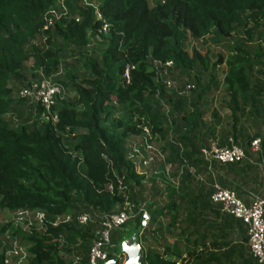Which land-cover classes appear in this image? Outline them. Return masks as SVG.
<instances>
[{
  "label": "trees",
  "instance_id": "trees-1",
  "mask_svg": "<svg viewBox=\"0 0 264 264\" xmlns=\"http://www.w3.org/2000/svg\"><path fill=\"white\" fill-rule=\"evenodd\" d=\"M86 1L107 25L105 36L97 33L101 22L95 20L94 10L80 0H65L64 16L58 0H0V213L38 212L44 226L39 232H26L13 229L9 221L0 223V264H4L2 235L7 230L25 246L27 264H87L98 217L118 211L125 202L134 212L147 195L148 221L139 236L141 244H148L145 264H225L231 255L228 239L237 221L212 208L210 190L185 168L175 189L159 191L152 181L145 185V176L137 174L128 159L129 142L147 130L149 142L169 154L164 163L174 165L176 175L183 160L196 171L193 166L199 159L186 152L185 138L174 139L182 146L181 153L167 138L171 128L179 132L175 122L193 115L177 117L170 104L201 91L202 80L212 78L213 83L214 69L221 66L223 56L211 62L209 45L230 47L222 82L231 104L245 105L247 97L252 102L253 95L264 94V77L255 79L250 74L259 60L264 68V55L253 54L247 45L264 40V0H161L154 6L147 0ZM52 9L60 16L45 27L44 16ZM75 17L79 22H74ZM179 29L187 38L178 37ZM66 47L83 56L84 68L57 81L73 95L52 110L56 122L42 123L38 110L32 126L9 127L3 117L15 110L12 89L28 83L25 62L32 61L33 79L40 78L39 71L47 77L67 66L60 62ZM152 61H171L169 77L186 80L194 89L176 97L155 84ZM126 67L127 80L123 78ZM253 111L264 127V108L257 103ZM120 112L124 115L118 116ZM260 149L263 155L264 141ZM201 189L207 190L202 201L189 198L193 190ZM158 198L163 203L155 208ZM206 208L218 224H206L209 215L202 213ZM82 212L97 216L80 225L76 216ZM179 227L181 246L178 241L168 246L159 239L162 228ZM199 233V238L185 243ZM152 235L158 238L153 240ZM112 259L110 255L107 262Z\"/></svg>",
  "mask_w": 264,
  "mask_h": 264
},
{
  "label": "built area",
  "instance_id": "built-area-1",
  "mask_svg": "<svg viewBox=\"0 0 264 264\" xmlns=\"http://www.w3.org/2000/svg\"><path fill=\"white\" fill-rule=\"evenodd\" d=\"M64 1L58 0V5L63 9L62 16L66 14ZM80 3L82 6L91 7L94 10L95 20L101 22L97 33L105 36L107 34V25L103 22L97 8L86 0H80ZM59 16L55 9L49 10L44 16L45 27L51 26ZM74 22H79V18L75 17ZM87 47L89 48L90 45ZM151 65L154 69L155 84L162 86L168 92H172L176 97L186 96L194 89V85L191 83L178 82L169 77L168 71L172 67L171 61H166L165 63L152 61ZM127 70L128 67L124 71L123 78L125 80H127ZM38 73L40 78L29 80L25 86L17 91L16 96L17 99L27 103L34 112L40 110L39 119L42 123L49 122L54 124L57 119L52 110L56 107L57 103L64 101L65 90L58 82L53 80L56 74H50L45 77L40 71ZM157 95L158 92L155 97ZM163 109L166 113L167 110L164 105ZM3 118L11 127L16 128L18 126L17 121L11 117L10 113L4 115ZM173 135L171 128L168 131V142L177 146L179 153H181L183 148L179 143L175 142ZM149 139V133L147 130H143L141 136L137 139L138 142L130 143L129 146L128 159L133 163L135 172L140 175H143L141 173L143 170H150L151 174H155L156 169L154 170V168L158 163H160L159 165L165 164V155L161 153L160 148L150 143ZM248 149L252 153L260 152V139H252L249 142ZM200 154L204 160L214 161L221 165L239 164L245 159L243 149L234 142L232 137H227L223 146H218L215 142H211L208 148L200 150ZM135 159L137 160L136 164ZM183 168L198 182L203 181L202 177L192 167L185 164V160H183V165L178 168V176L181 174ZM262 171L264 174V161L262 162ZM209 202L211 205L218 207L221 214L229 216L244 226L246 245L250 257L256 264H264V201L260 198H254L248 205H244L231 191L220 187L216 183H212L210 185ZM132 215L133 208L128 202H125L118 211L98 217L99 229L88 249L87 264L107 262L112 245L110 233L125 227ZM12 216L14 217L10 218L9 222L13 229L20 228L26 232H39L43 230V215L41 213L18 211L12 214ZM96 216L94 212H82L76 216V222L80 225H86ZM140 216L141 222L144 223L141 226L140 222V226L144 228L148 217L145 212H141ZM64 220L66 221L67 217ZM18 239L10 230L5 231L2 235L4 264H9L11 261L15 264L27 261L26 248L19 243Z\"/></svg>",
  "mask_w": 264,
  "mask_h": 264
},
{
  "label": "crops",
  "instance_id": "crops-1",
  "mask_svg": "<svg viewBox=\"0 0 264 264\" xmlns=\"http://www.w3.org/2000/svg\"><path fill=\"white\" fill-rule=\"evenodd\" d=\"M247 45L252 49V52H254L253 54L256 55L259 51L260 55H264V40L262 38L254 39L253 41L248 42ZM216 48L220 50L219 55L223 56V62L220 66V68H222L220 75L217 70H214L213 83L210 82V79L212 80V78L202 80L200 84L202 88L201 91L194 95L189 94L178 104H174V101L170 104L173 107V113L175 115L178 114L177 117H180L184 113H190L193 115L189 120H184L181 123L175 122V127L179 132L176 133L174 131L173 137L174 139L181 136L184 137L186 152L191 153L194 158L199 159V161L195 162L193 166L203 179V182H198L199 184H204V186L210 190V185L216 183L220 187L231 191L244 205H248L254 198H260L264 201V174L262 171L264 154H261V149L258 153H252L247 146V142L251 138L260 139V143L264 141V127L253 111V107L256 106L257 103L260 107L264 108V94L261 93L258 96L253 95L252 102L249 100V97H247L245 105L237 103L235 106L231 104L226 96L225 87L222 82L226 70L224 59L229 55L230 47L222 48L216 46ZM259 62L261 63L260 60L254 63L255 65L250 72L251 76L255 79H261L264 77V68L259 65ZM182 82H186V80ZM205 87H209L207 91H204ZM227 137H233L236 144L241 147L243 151L246 150L247 154H245V159L241 163L232 167H224L221 166V164L219 165L218 163H213V161H206L203 159L200 154L201 149L208 148L211 142H215L217 145L222 144ZM133 140L134 139L129 143H132ZM168 155L169 154L166 153L165 158ZM169 161H171V159H169ZM168 166L173 167L172 170H174L176 174L177 170L174 168V165L169 163ZM177 180L178 175L175 176L173 181H170V186L168 187L166 185H161L156 181L155 184L159 191H162L165 188L175 189L174 187L177 185ZM206 192L207 190L205 191L202 189L199 191L193 190L189 195V198H194V200L198 199L200 202L204 199L203 196ZM185 193L187 192L185 191ZM143 195H147V193H143ZM154 202L157 203L155 208L158 206L161 207L163 199H154ZM144 203L145 205L149 204V195H147L146 202ZM211 206L216 211L218 210V207L214 205ZM207 211L208 209L206 208L202 213L207 215ZM139 212L143 211L141 210ZM145 213L147 215V212ZM185 214L186 213L183 214L184 219ZM208 215L209 217L206 218V224L211 222H213V224L219 223L218 220L212 219L213 216L211 214ZM155 220L161 222L162 218L157 217ZM154 228L155 227L152 226L150 229L153 230ZM171 231L177 232L178 236L173 237ZM155 235L152 236L154 237ZM199 235L200 233L197 236L194 235L185 243L189 245L195 238H199ZM156 238L158 237H154L153 240H156ZM178 238L179 233L177 229L167 230L162 228V234L159 239L161 241H166L167 245L170 246L172 243L178 241ZM228 240L231 242V248H229L231 255L228 262L225 264H256L248 252L245 228L238 223V221L237 227L230 232ZM178 242V246H181L184 241ZM197 250H199V248H197ZM197 250L196 252H198Z\"/></svg>",
  "mask_w": 264,
  "mask_h": 264
},
{
  "label": "rangeland",
  "instance_id": "rangeland-1",
  "mask_svg": "<svg viewBox=\"0 0 264 264\" xmlns=\"http://www.w3.org/2000/svg\"><path fill=\"white\" fill-rule=\"evenodd\" d=\"M161 0H147V3L149 6H154L157 3H159ZM178 37H186L187 38V34L184 33L181 29L178 30ZM37 45H40V42H36ZM225 50V49H223ZM209 51H210V60L211 62H216L217 61V55H219L220 50L216 48V46L214 45H209ZM28 52V50H27ZM224 54V53H223ZM65 58H62V60L60 59L61 64H65L67 66L65 67H60V69H58L56 72H53L51 74H56L55 78L53 79L55 82L57 81H61L63 79H67L66 74L68 73H77L80 74L83 71V56L79 53H77L75 50H73L70 47H66L65 49ZM31 59L27 60L24 64V73L26 75V78L29 80L33 79L30 75L35 73L32 69V64H31ZM221 69L220 66L215 67L214 70L218 71V74L220 75L221 73ZM17 91L16 88H13L11 91V97H12V106L15 107V110H11L10 114L11 117H13L18 125L24 124L27 126H32L35 123V119L37 118V116L39 115L38 110L37 112H34L32 110V108L25 102L17 99ZM73 93L70 91H65L64 94V101L69 99L70 97H72ZM165 108L167 109V106H165ZM37 115V116H36ZM124 113L120 112L118 113V116H123ZM39 121V119H38ZM40 122V121H39ZM9 127L10 124L8 123ZM138 140L134 139L132 143H137ZM136 159H135V164H136ZM160 163H158V165L154 168V170L156 169V173L155 174H151L148 171L150 170H143L141 171V173H143V175L145 176V185H149V183L152 182H157L160 183L161 185H166L167 187L170 186V181H173L175 179V172L174 170H172L173 167L168 166V163H165L164 165H159ZM147 197V196H146ZM145 203H141L140 206L136 207L135 211L133 212V215L130 216V219L128 220V223L126 224L125 227H127L128 225H132L133 227H139L140 226V222H141V216L139 211H145L146 209V205ZM157 205V203H156ZM155 205V206H156ZM146 212V211H145ZM14 216H12V214H10L9 211H2L0 213V223H3L4 221H9L10 218H12ZM124 228V227H123ZM181 227H179L178 231L180 230ZM122 229V228H121ZM121 229L113 231L110 233V242H111V248H110V255H113L114 257V252L117 246V242L116 238L121 236ZM171 235L173 237L178 236L177 232L171 231ZM19 240V239H18ZM119 240V239H118ZM20 241V240H19ZM179 244V242H178ZM142 249H146L148 244H144V243H140ZM22 247V246H21ZM25 247V246H24ZM23 248V247H22ZM25 249V248H24ZM109 255V256H110ZM123 262V256L118 257L117 263L116 264H122ZM9 264H15L14 262H9ZM20 264H27V261H22ZM100 264V263H98Z\"/></svg>",
  "mask_w": 264,
  "mask_h": 264
},
{
  "label": "water",
  "instance_id": "water-1",
  "mask_svg": "<svg viewBox=\"0 0 264 264\" xmlns=\"http://www.w3.org/2000/svg\"><path fill=\"white\" fill-rule=\"evenodd\" d=\"M143 224L141 222V226ZM141 226L133 227L128 225L121 229V236L117 242L114 259L106 262V264H116L120 256H123L122 264H145L144 250L139 242Z\"/></svg>",
  "mask_w": 264,
  "mask_h": 264
}]
</instances>
